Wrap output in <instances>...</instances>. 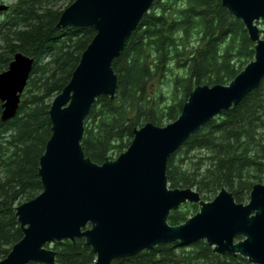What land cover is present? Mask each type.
<instances>
[{"label":"trees","instance_id":"trees-1","mask_svg":"<svg viewBox=\"0 0 264 264\" xmlns=\"http://www.w3.org/2000/svg\"><path fill=\"white\" fill-rule=\"evenodd\" d=\"M65 1L67 6L74 2L15 0L0 12V73L17 53L34 60L17 115L3 122L0 102V261L24 237L17 207L43 192L39 168L52 136V101L69 84L96 35L92 27L58 28L63 11L56 7ZM254 56L244 23L221 0H154L113 62L115 98L99 97L84 121L86 157L100 165L118 158L136 129L178 120L196 87L230 84ZM157 81L166 88L153 89ZM167 162L170 188H191L205 202L226 189L237 203H248L252 188L264 183V80L241 104L191 135ZM198 211L197 204L183 205L170 212L169 223L181 225ZM85 241L54 243L56 264L95 263ZM247 260L220 255L198 241L160 244L113 264H251Z\"/></svg>","mask_w":264,"mask_h":264},{"label":"water","instance_id":"water-1","mask_svg":"<svg viewBox=\"0 0 264 264\" xmlns=\"http://www.w3.org/2000/svg\"><path fill=\"white\" fill-rule=\"evenodd\" d=\"M242 21L255 44L254 60L228 85L198 86L178 120L163 127L145 124L134 131L129 148L103 164L87 158L84 121L99 97L115 98L118 76L113 62L124 50L154 0H74L58 28L96 31L69 84L51 104L52 136L40 159L43 192L17 207L23 239L0 264H56L51 245L85 238L93 264H113L160 244L189 246L206 241L220 255H240L264 264V183L252 188L249 202L237 203L226 189L205 202L191 188L172 189L167 166L172 154L222 112L238 106L264 80V0H221ZM8 6L0 5V12ZM34 60L17 53L0 73L2 121L20 107ZM186 204L200 211L181 225L170 212Z\"/></svg>","mask_w":264,"mask_h":264},{"label":"rangeland","instance_id":"rangeland-1","mask_svg":"<svg viewBox=\"0 0 264 264\" xmlns=\"http://www.w3.org/2000/svg\"><path fill=\"white\" fill-rule=\"evenodd\" d=\"M15 2V0H0V5H10V4H13ZM68 1H65V2H61V3H59L58 5H57V7H56V9H58L59 11H64L68 6ZM264 20H262V21H260L259 23H257V25H258V27L260 28V30H261V26L263 25L262 24V22H263ZM261 36H262V39H264V37H263V34H261ZM160 86H162L163 87V89H164V87L166 88V84H163V83H161V82H159V81H157V82H155V83H153V89H156V87H160ZM55 99V98H54ZM53 99V100H54ZM53 102V101H52ZM192 217V216H191ZM190 217V218H191ZM54 245V244H53ZM53 245H51V248L53 249ZM54 250V249H53Z\"/></svg>","mask_w":264,"mask_h":264}]
</instances>
